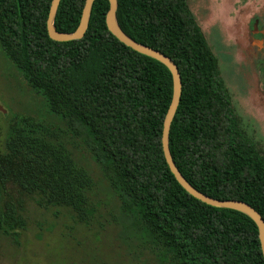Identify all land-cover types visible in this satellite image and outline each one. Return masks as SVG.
Instances as JSON below:
<instances>
[{"label": "trees", "instance_id": "16d2710c", "mask_svg": "<svg viewBox=\"0 0 264 264\" xmlns=\"http://www.w3.org/2000/svg\"><path fill=\"white\" fill-rule=\"evenodd\" d=\"M52 1L0 0V47L93 154L120 199L130 238L162 264H264L255 220L196 198L167 163L162 138L174 93L168 66L109 30V0L94 2L82 39H52ZM85 3L61 0L56 29L74 32ZM117 19L179 67L183 93L170 147L181 172L202 192L243 200L264 218V143L249 132L188 0H119ZM63 130L31 115L0 129V237L18 242L28 228L25 196L43 208H67L85 225L97 217L94 177Z\"/></svg>", "mask_w": 264, "mask_h": 264}, {"label": "rangeland", "instance_id": "374dc122", "mask_svg": "<svg viewBox=\"0 0 264 264\" xmlns=\"http://www.w3.org/2000/svg\"><path fill=\"white\" fill-rule=\"evenodd\" d=\"M188 2L219 58L249 132L264 143V62L258 60L256 47L249 43L256 19L259 26L264 25V0ZM0 103L7 111H0L3 134L16 115H31L64 129L62 138L94 177L93 198L99 208L97 217L85 225L67 208H43L25 196L28 228L21 232L18 242L0 237V264H162L149 246L126 233L120 199L93 154L50 114L44 99L28 86L1 47Z\"/></svg>", "mask_w": 264, "mask_h": 264}, {"label": "water", "instance_id": "95a60500", "mask_svg": "<svg viewBox=\"0 0 264 264\" xmlns=\"http://www.w3.org/2000/svg\"><path fill=\"white\" fill-rule=\"evenodd\" d=\"M95 1L96 0H86L80 24L74 32H61V31H58L55 27V18H56L61 0H53L50 13H49V17H48V31H49L50 37L57 41H71L75 39H82L85 36L89 28L91 12H92V8H93ZM109 1H110V9L107 13V26L109 30L120 41H122L126 45L132 47L133 49L143 54L154 57L160 60L161 62H163L165 65L168 66V68L172 72L173 82H174V93H173V99H172L171 105L165 117L163 138H162L164 154H165L167 163L171 171L173 172V174L175 175L179 183L190 194H192L196 198L210 205L216 206V207L232 208V209L242 211L246 213L247 215H249L251 218H253L259 227L260 240H261L262 249L264 253V218L261 215V213L251 204L243 200L219 199V198H215L213 196H210L202 192L197 187H195L184 176V174L181 172V170L177 166L176 161L171 151V147H170V132H171L172 123L177 114V111H178V108L181 102V98H182V93H183V83H182V77H181V72L179 70V67L177 66V64L171 57L164 54L162 51L155 49L151 46L145 45L143 43H140L136 41L135 39H133L131 36H129L122 29L117 19V9L119 5V0H109ZM0 111H2L5 114L7 113L6 109L1 103H0Z\"/></svg>", "mask_w": 264, "mask_h": 264}, {"label": "flooded vegetation", "instance_id": "af4514ba", "mask_svg": "<svg viewBox=\"0 0 264 264\" xmlns=\"http://www.w3.org/2000/svg\"><path fill=\"white\" fill-rule=\"evenodd\" d=\"M256 19V18H255ZM256 23V25H255ZM254 28L252 30L253 35L249 37V43L253 44L257 51L256 55L259 57L261 63L264 62V25L259 26V19H256Z\"/></svg>", "mask_w": 264, "mask_h": 264}]
</instances>
